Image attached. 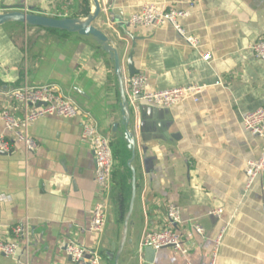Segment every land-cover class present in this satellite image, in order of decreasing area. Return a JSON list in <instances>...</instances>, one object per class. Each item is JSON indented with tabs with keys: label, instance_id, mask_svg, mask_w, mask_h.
<instances>
[{
	"label": "crops",
	"instance_id": "obj_1",
	"mask_svg": "<svg viewBox=\"0 0 264 264\" xmlns=\"http://www.w3.org/2000/svg\"><path fill=\"white\" fill-rule=\"evenodd\" d=\"M101 1L96 26L126 42L125 59L133 50L134 69L147 79L149 89L203 87L197 102L187 99L165 109L141 101L132 109L136 197L128 236L132 246L125 251L134 253V264H209L221 234L215 264H264V174L249 186L244 174L245 163L260 157L263 143L241 123L244 113L264 108V58H255L251 50L264 38V0ZM18 4L57 18H85L92 11L90 0H0V12ZM145 5L188 11L180 26L195 47L169 25H128ZM117 18L135 38L134 46ZM10 28H0V114L23 118L24 107L6 94L23 85H51L80 113L31 122L26 136L35 143L32 152L0 118V136L9 144L8 153L0 151V195L5 198L0 201V239L18 244L13 257L0 256V264H81L67 254L71 243L97 250L99 264H110L105 254L119 243L131 193L122 128L112 131L121 119L112 64L90 38L22 28L23 46L6 33ZM40 32L42 38L28 42L29 34ZM123 77L127 93L125 66ZM82 112L109 138L114 157L100 238L88 230L98 194L93 153L82 139ZM169 206L180 211L176 231L189 254L181 257L169 248L140 254L144 231L167 227ZM217 209L223 210L220 217L208 215ZM192 222L203 228L201 236ZM24 223L26 242L13 233Z\"/></svg>",
	"mask_w": 264,
	"mask_h": 264
},
{
	"label": "built area",
	"instance_id": "obj_2",
	"mask_svg": "<svg viewBox=\"0 0 264 264\" xmlns=\"http://www.w3.org/2000/svg\"><path fill=\"white\" fill-rule=\"evenodd\" d=\"M190 13L186 10H177L156 5H145L141 11L132 15L128 20V25L139 27H158L163 25L171 26L185 41L195 47L196 41L192 37H186L180 26V21L187 19ZM255 58H264V38L255 41L251 46ZM203 59L209 61V55H204ZM127 100L132 109L141 101L159 108L169 109L187 99L197 102V96L202 92V86L188 85L173 89L151 90L148 87L147 79L140 74L129 77L126 81ZM6 93V92H5ZM15 102L21 104L25 109L23 118L18 119L10 116L6 111L0 114L1 120L7 131L11 132L15 138L24 143L26 149L32 152L35 149V143L26 136L27 126L45 116H58L62 118H73L80 111L75 103L61 95L51 85L41 86H20L12 88L6 93ZM82 139L88 143L93 153L95 184L97 186L98 200L95 203L89 232L97 237H101L106 227V216L108 198L111 189V180L114 169V157L110 140L107 136L102 135L95 121L87 113H83ZM241 123L245 131L258 137L263 148L261 155L256 160H248L245 163L244 174L249 186L258 176L264 174V108H259L252 112L244 113L241 116ZM0 151L8 153L9 144L0 136ZM5 198L0 195V201ZM222 209H217L208 213L210 216L220 217ZM168 224L167 227L159 231H144L139 242V253L144 249L158 251L169 248L175 254L186 257L189 249L185 245L182 236L176 231V227L182 223L180 211L178 208L169 206L167 209ZM194 232L201 236L203 228L197 223H190ZM13 233L27 241L28 226L27 223L16 225ZM221 234L214 241V249L209 264H215L218 243ZM18 249L17 242H6L0 239V256L11 258ZM67 254L70 258L81 264H99L100 257L97 250L88 249L76 243H71L66 247ZM186 264H191L187 262Z\"/></svg>",
	"mask_w": 264,
	"mask_h": 264
},
{
	"label": "water",
	"instance_id": "obj_3",
	"mask_svg": "<svg viewBox=\"0 0 264 264\" xmlns=\"http://www.w3.org/2000/svg\"><path fill=\"white\" fill-rule=\"evenodd\" d=\"M92 4V11L85 18L71 17V18H57L48 16L46 14L36 12L33 8H26L24 5L18 4L11 7H4L0 12V28L11 27L15 29L22 28H39L43 30H55L60 34L77 35L80 37L90 38L100 51L109 57L113 67V74L116 79L118 94H119V108H120V123L113 124L112 131L118 132V128H122L121 137L125 144V149L128 153L126 159V168L130 172V186L131 193L129 199V206L124 218L122 233L119 243H113L109 252L105 254L110 264H134V253L127 252V247L132 246V241L128 239L129 227L132 225L130 217L132 215L134 201L136 197V169L134 161L137 154L135 122L132 108L127 100L125 88L123 68L126 67L128 77L137 74L132 62L133 50L129 52L127 58L123 54L127 44L124 40L118 39L111 31L100 29L96 26L97 20L102 16L103 5L101 0H90ZM118 27L122 30L123 35L128 37L132 46L135 45V38L126 31V25L120 19H116ZM142 113V120L144 119L145 109L140 108ZM144 123L140 124L141 133L144 132ZM143 141L148 140V137L142 135ZM148 253H153L154 250L147 249Z\"/></svg>",
	"mask_w": 264,
	"mask_h": 264
},
{
	"label": "rangeland",
	"instance_id": "obj_4",
	"mask_svg": "<svg viewBox=\"0 0 264 264\" xmlns=\"http://www.w3.org/2000/svg\"><path fill=\"white\" fill-rule=\"evenodd\" d=\"M21 32H23L22 31V29L20 30V29H15V28H10V29H8L7 31H6V33H8V34H10L11 36H14L15 37V39L17 40V42H19L21 45H25V39L23 38V36H22V33ZM36 34H38V35H36ZM40 34V35H39ZM44 35H46V34H44ZM34 36H39V37H37V39H40V38H42L41 37V32L40 33H34V34H29L28 35V42H29V40L31 39V37H34ZM49 37V36H48ZM27 43V42H26ZM43 45H45V44H43Z\"/></svg>",
	"mask_w": 264,
	"mask_h": 264
},
{
	"label": "trees",
	"instance_id": "obj_5",
	"mask_svg": "<svg viewBox=\"0 0 264 264\" xmlns=\"http://www.w3.org/2000/svg\"><path fill=\"white\" fill-rule=\"evenodd\" d=\"M43 31H45V33L48 35H53V36L59 35V32H57L55 30H43Z\"/></svg>",
	"mask_w": 264,
	"mask_h": 264
}]
</instances>
